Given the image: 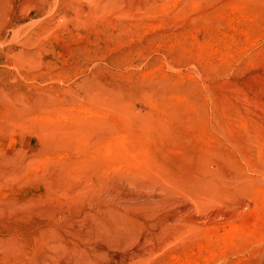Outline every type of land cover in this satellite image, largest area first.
I'll return each instance as SVG.
<instances>
[{"label":"rangeland","instance_id":"rangeland-1","mask_svg":"<svg viewBox=\"0 0 264 264\" xmlns=\"http://www.w3.org/2000/svg\"><path fill=\"white\" fill-rule=\"evenodd\" d=\"M0 264H264V0H0Z\"/></svg>","mask_w":264,"mask_h":264}]
</instances>
